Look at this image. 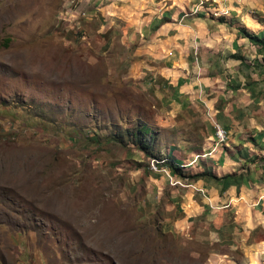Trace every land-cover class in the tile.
<instances>
[{
	"label": "rangeland",
	"instance_id": "1",
	"mask_svg": "<svg viewBox=\"0 0 264 264\" xmlns=\"http://www.w3.org/2000/svg\"><path fill=\"white\" fill-rule=\"evenodd\" d=\"M240 27L264 36V0H0V264H264L260 204L214 242L149 168L191 182L186 144L213 136L243 157L227 179L264 175V51Z\"/></svg>",
	"mask_w": 264,
	"mask_h": 264
},
{
	"label": "crops",
	"instance_id": "2",
	"mask_svg": "<svg viewBox=\"0 0 264 264\" xmlns=\"http://www.w3.org/2000/svg\"><path fill=\"white\" fill-rule=\"evenodd\" d=\"M94 1L97 3L101 0ZM88 3H90V1ZM110 4L112 5L113 9L114 2H109L107 4V7ZM195 11H198L197 8L195 9ZM153 18L156 23L159 22L157 24L155 32L159 29H168V27L165 26L168 19H170L168 18V13H165L160 18L152 16V19ZM166 18L168 19L166 20ZM177 18H182L181 13L178 14ZM174 27H176V25ZM175 29L176 31L173 34L177 35L179 28ZM239 43L240 42L237 41V43H233V45L237 46ZM180 92L184 93L181 88ZM175 99L176 102H180L177 101L178 98L175 97ZM231 111L232 110H214L215 116L217 114H220L221 112L224 113V118L218 115L217 116L219 120L224 121V125L222 126V128H225L224 130L226 131H229L230 129L232 131V129L236 128V125H234V123L232 122L233 117ZM196 142L197 143L186 144L189 148H196V150L190 149L188 152H186L187 154H185L183 150L177 149V153H184L186 158H188L187 163L185 160L184 161L186 165H188L186 167V170H189L191 174L201 173L205 170L214 174L218 178H221L225 175H231L232 173L237 172L236 168L243 165V157L240 156L238 158L234 153L227 154L226 151L223 152V146L219 145L218 143L216 144L217 141L213 140V136L211 138H205L202 141L200 139H197ZM198 147H201V150L198 149ZM195 152H200V154L197 158L191 159L190 157L192 156V153ZM242 171L243 170H240V172ZM162 176L163 175L160 176L161 182L169 181L168 178L165 179L162 178ZM157 177L159 178V176ZM172 180H175V178H173ZM168 186L170 187V191L177 192V188H179L181 192L179 193V195H185V198L183 200H185L187 204L184 201L181 204L182 209H184L183 212L194 217V221L198 224V230L207 228V226L210 225L208 226V237L209 239L214 240V242H219V237L221 239H227L228 242L239 241L236 234L237 228H239L240 225L238 226L235 220H233L231 223L230 217L240 218L242 217V212H253L254 208H249V204H253L255 202H257L261 207L264 208V175H261L255 181L249 180V176L247 175H242L240 179L237 180H232L230 178L223 182H213L208 178H203L191 180V182L184 183L183 186L185 187L173 185L171 183H169ZM194 197H196L197 199ZM211 226L214 228V230L210 229ZM230 229L231 234H229ZM247 231L248 230L246 228V232ZM197 233L199 234V232Z\"/></svg>",
	"mask_w": 264,
	"mask_h": 264
},
{
	"label": "trees",
	"instance_id": "3",
	"mask_svg": "<svg viewBox=\"0 0 264 264\" xmlns=\"http://www.w3.org/2000/svg\"><path fill=\"white\" fill-rule=\"evenodd\" d=\"M238 33L242 35V38H246L247 40H249L251 42V44L257 46L260 50L264 51V36L259 35V34H254L251 31H249L248 29H246L245 27L238 28ZM234 57L236 59H239L240 61H242L244 59V57H242L240 55L234 56ZM261 66L264 67V57H263V65H261ZM132 135L135 138L137 146L140 148V150L145 155L147 153H150L149 144H146L145 141H146V139H149V140L152 139L153 140L154 137L152 136L153 134H151V132L147 128V126L145 124L138 125ZM252 139H251L252 142L256 141L255 138H252ZM167 161H168V159H167ZM166 166L168 167V169L170 170V172L172 174H174V175H176L182 179H184V178L187 179L188 176L185 177L183 172H182L183 167H181L179 163L175 162V160L173 158L171 159V161ZM189 177L193 180L208 178V179L213 180L214 182H221V181L223 182V181L227 180V178H229L230 175L218 178L214 174L204 170L201 173L190 175Z\"/></svg>",
	"mask_w": 264,
	"mask_h": 264
},
{
	"label": "built area",
	"instance_id": "4",
	"mask_svg": "<svg viewBox=\"0 0 264 264\" xmlns=\"http://www.w3.org/2000/svg\"><path fill=\"white\" fill-rule=\"evenodd\" d=\"M223 130H224L223 128H221L220 126L216 125L215 134H216L217 138L220 141H222L225 138V132ZM165 162H167V158L166 159H161V160L153 159V160H151L149 168L154 173H162L165 176H167L171 184H173V185H183V183L180 180L182 178L172 174L170 172V170H168L165 167L161 166ZM180 166L183 167V165H180ZM173 178H175V180H172Z\"/></svg>",
	"mask_w": 264,
	"mask_h": 264
}]
</instances>
